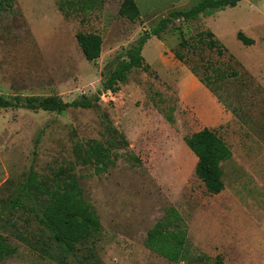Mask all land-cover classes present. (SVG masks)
Returning a JSON list of instances; mask_svg holds the SVG:
<instances>
[{
	"label": "rangeland",
	"instance_id": "1",
	"mask_svg": "<svg viewBox=\"0 0 264 264\" xmlns=\"http://www.w3.org/2000/svg\"><path fill=\"white\" fill-rule=\"evenodd\" d=\"M123 1L0 0V97L25 104L100 94L92 107L62 113L0 108V245L14 249L0 264H184L147 247L159 223L174 242L185 232L191 264H264V0H243L216 20L217 12L173 18L144 47L146 66L112 92L104 90L106 66L201 0H135L134 22L119 15ZM80 32L102 37L97 62L84 57ZM209 32L223 55L209 48ZM239 32L255 44L243 45ZM191 68L210 77L230 107ZM204 128L233 155L218 195L196 176L198 159L184 142ZM31 173L43 194L23 193ZM71 183L100 229L65 255L41 219L47 194ZM14 198L20 207L5 210Z\"/></svg>",
	"mask_w": 264,
	"mask_h": 264
},
{
	"label": "trees",
	"instance_id": "2",
	"mask_svg": "<svg viewBox=\"0 0 264 264\" xmlns=\"http://www.w3.org/2000/svg\"><path fill=\"white\" fill-rule=\"evenodd\" d=\"M242 0H201L186 11H177L170 13L168 18L159 22L151 31H145L139 39L132 45L125 56L118 55L105 68L106 80L104 90L115 92L119 83L124 82L126 75L134 69H142L145 65L143 50L152 37H159L167 30L173 18H182L184 20L196 19L200 15H213L216 12L223 11L226 8H235ZM140 14L135 0H124L119 15L134 22ZM211 40L208 42L210 49H218L219 54L223 55L227 49L216 40L213 33L207 34ZM78 45L89 62H97L101 57L103 39L95 33H78ZM237 39L245 46H252L255 41L247 37L243 32L237 34ZM187 41L180 43L185 48ZM175 57L182 63L186 62V57L178 50L174 52ZM192 73L199 78V81L205 85L218 99L225 104V100L217 95L220 87L212 83L210 77L207 80L202 78L198 71L191 68ZM230 76H236L232 73ZM219 79V78H218ZM229 79V78H228ZM221 82V81H220ZM100 94L93 97L82 96L79 100L64 102L58 97L47 98H27L25 104L14 103L0 97V108H26L30 110H42L46 112L62 113L70 109H87L98 102ZM226 107H230L229 105ZM231 112L236 114L235 109ZM184 142L197 157L198 162L195 174L201 180L206 190L211 195L220 194L225 186L223 181V163L232 158V151L224 140L213 130L204 128L184 138ZM78 185V184H77ZM74 183H71L69 189L63 193L51 192L47 195L50 197L49 202L44 210L41 219L42 224L47 227L54 236L55 242L65 255H71L75 245L81 241L87 234L100 229V223L95 213L90 209L81 196V191H77ZM36 188L37 192L43 194L44 189L38 186L33 173L30 174L29 180L24 187V192ZM27 194V193H26ZM21 203L17 199H12L6 206L5 210L17 209ZM162 224L155 226L148 235L146 241L147 247L174 263L191 264L190 249L184 242L185 232H178L175 242L168 233L162 232ZM14 253V249L6 244L0 245V261L4 260ZM215 264H225L220 258L216 259Z\"/></svg>",
	"mask_w": 264,
	"mask_h": 264
},
{
	"label": "crops",
	"instance_id": "3",
	"mask_svg": "<svg viewBox=\"0 0 264 264\" xmlns=\"http://www.w3.org/2000/svg\"><path fill=\"white\" fill-rule=\"evenodd\" d=\"M241 2H243V0H242ZM241 2H240V3H241ZM227 9H228V8H227ZM222 13H223V11H219V12H217L216 15L213 17V19H214V20H216L217 18L219 19V17L221 16ZM151 39H152V38H151ZM151 39H150V40H151ZM150 40H149V41H150Z\"/></svg>",
	"mask_w": 264,
	"mask_h": 264
}]
</instances>
